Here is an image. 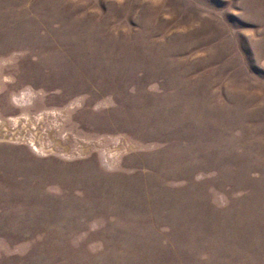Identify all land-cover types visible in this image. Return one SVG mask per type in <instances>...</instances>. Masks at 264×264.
Here are the masks:
<instances>
[{
    "label": "rangeland",
    "instance_id": "rangeland-1",
    "mask_svg": "<svg viewBox=\"0 0 264 264\" xmlns=\"http://www.w3.org/2000/svg\"><path fill=\"white\" fill-rule=\"evenodd\" d=\"M0 264H264V0H0Z\"/></svg>",
    "mask_w": 264,
    "mask_h": 264
}]
</instances>
